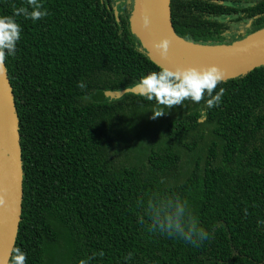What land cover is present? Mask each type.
Segmentation results:
<instances>
[{
  "label": "trees",
  "instance_id": "16d2710c",
  "mask_svg": "<svg viewBox=\"0 0 264 264\" xmlns=\"http://www.w3.org/2000/svg\"><path fill=\"white\" fill-rule=\"evenodd\" d=\"M110 1L39 0L34 22L14 15L27 0H0L22 30L4 62L22 169L7 264L17 248L26 264H264V66L218 84L216 107L206 96L153 120L155 101L106 98L161 70L130 32L132 0ZM170 13L200 44L264 27V0H170ZM178 205L209 234L199 246L157 225Z\"/></svg>",
  "mask_w": 264,
  "mask_h": 264
},
{
  "label": "water",
  "instance_id": "95a60500",
  "mask_svg": "<svg viewBox=\"0 0 264 264\" xmlns=\"http://www.w3.org/2000/svg\"><path fill=\"white\" fill-rule=\"evenodd\" d=\"M117 11L115 10L114 15ZM170 13V0H132L129 13L130 32L139 40L148 58L160 69L216 66L224 73V81L243 76L264 66V27L230 44H200L176 35ZM147 16L149 24H143ZM162 39L170 41L167 56L154 47ZM194 48L202 52H194ZM127 93L136 94L134 86L105 92L106 98L120 99ZM18 120L11 85L5 66H0V264H7L19 227L22 199V169Z\"/></svg>",
  "mask_w": 264,
  "mask_h": 264
},
{
  "label": "clouds",
  "instance_id": "9594fccd",
  "mask_svg": "<svg viewBox=\"0 0 264 264\" xmlns=\"http://www.w3.org/2000/svg\"><path fill=\"white\" fill-rule=\"evenodd\" d=\"M27 4L31 6L32 11L27 7L15 9L14 15H24L34 22L48 15L39 0H27ZM145 27L149 24L147 16L143 18ZM21 26L15 21L14 16H0V66L4 65L7 56L15 55L16 45L21 38ZM170 41L162 39L154 47L160 52L161 56H167ZM224 82V73L216 66L207 69L197 68H177L171 70L162 68L159 72L153 71L142 77L134 86L136 94L144 97L148 101H155L159 106L152 110V119L166 115L169 109L174 106H181L187 100L199 103L205 100L207 108H213L221 103L224 88H220L215 95L214 90L218 84ZM82 91L86 86L83 82L77 85ZM90 98V97H89ZM165 108L167 111H165ZM206 116V112L202 113ZM4 204V200L0 197V205ZM157 225L163 231L166 230L169 235L178 234L186 239L193 246H199L200 242L208 239L209 234L197 226V222L189 216L185 220V211L182 205H178L175 211L169 212L165 208L164 215L158 216ZM260 223L264 224V221ZM15 254L11 257L10 264H26V254L19 248L14 250ZM102 256L103 253H100ZM131 255V254H129ZM80 264H84L81 261Z\"/></svg>",
  "mask_w": 264,
  "mask_h": 264
},
{
  "label": "rangeland",
  "instance_id": "374dc122",
  "mask_svg": "<svg viewBox=\"0 0 264 264\" xmlns=\"http://www.w3.org/2000/svg\"><path fill=\"white\" fill-rule=\"evenodd\" d=\"M245 26L243 24H233L231 26L232 35H235L239 30L243 29Z\"/></svg>",
  "mask_w": 264,
  "mask_h": 264
},
{
  "label": "flooded vegetation",
  "instance_id": "af4514ba",
  "mask_svg": "<svg viewBox=\"0 0 264 264\" xmlns=\"http://www.w3.org/2000/svg\"><path fill=\"white\" fill-rule=\"evenodd\" d=\"M122 3H126V0H111L110 1V4L113 6V7H119L122 5Z\"/></svg>",
  "mask_w": 264,
  "mask_h": 264
},
{
  "label": "bare ground",
  "instance_id": "6f19581e",
  "mask_svg": "<svg viewBox=\"0 0 264 264\" xmlns=\"http://www.w3.org/2000/svg\"><path fill=\"white\" fill-rule=\"evenodd\" d=\"M193 51L194 52H202L203 50L202 49H199V48H194Z\"/></svg>",
  "mask_w": 264,
  "mask_h": 264
}]
</instances>
